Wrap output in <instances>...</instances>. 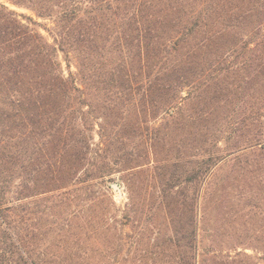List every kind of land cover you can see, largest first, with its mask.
<instances>
[{
    "label": "trees",
    "instance_id": "1",
    "mask_svg": "<svg viewBox=\"0 0 264 264\" xmlns=\"http://www.w3.org/2000/svg\"><path fill=\"white\" fill-rule=\"evenodd\" d=\"M12 1L29 4L39 17L53 16L56 24L51 43L0 4V123L6 126L17 121L23 133L28 131L29 141L40 137L44 187L48 189L54 181L62 195L73 191L79 197L94 183L133 171L139 152L127 141L140 129L147 131L148 147L166 155L162 163L176 145L181 159L188 125L197 121L203 122L206 130L200 178L210 202L214 186L208 180L226 158L219 148H209V141L222 133L221 127L212 128L233 111L217 100L226 96L224 84L249 83V5L256 10L264 0ZM29 21L39 25L31 18ZM233 48L238 59L243 57L241 62L220 60L221 54ZM93 90L102 95H90ZM237 96L241 94L236 92L232 99ZM130 111L135 117H123ZM158 119L162 120L158 127H145ZM96 125L100 127V144L94 148L90 131ZM0 141L1 145L7 143ZM259 141L253 138L250 142V153L259 152L253 148ZM255 163L249 161V172L259 174ZM10 164L11 157L2 150L3 264L10 261L11 248L5 204L8 188L3 175ZM176 184H168L163 192L175 205L182 196ZM261 184L264 187V179L257 184L262 189ZM76 185L77 189H69ZM21 188L23 196L29 187Z\"/></svg>",
    "mask_w": 264,
    "mask_h": 264
},
{
    "label": "rangeland",
    "instance_id": "2",
    "mask_svg": "<svg viewBox=\"0 0 264 264\" xmlns=\"http://www.w3.org/2000/svg\"><path fill=\"white\" fill-rule=\"evenodd\" d=\"M0 4L54 43L53 16L39 17L29 4L12 0H0ZM249 15V83L224 84L226 96L217 100L233 111L212 128L221 127L222 133L209 141V148H219L226 158L208 180L214 186L210 202L200 178L206 146L203 122L188 125L182 158H177L176 145L163 163L166 155L156 147L150 149L147 131L138 130L127 141L139 152L136 169L94 183L79 197L73 191L62 195L54 181L46 189L40 137L29 141L28 131L23 133L17 121L6 126L1 122L0 139L7 143L0 141V152L11 157L10 169L3 174L11 244L10 261L5 264H264V187L257 186L264 179V5L256 10L249 5ZM29 18L39 25L33 26ZM230 50L220 60L231 64L243 60L232 53L235 48ZM72 70L76 71L74 65ZM236 92L241 96L232 99ZM96 93L102 95L95 90L90 95ZM123 117H135L134 112ZM161 121L144 124L158 127ZM99 133L98 125L90 131L94 148L100 144ZM253 138L260 139L253 147L259 149L255 154L249 148ZM249 161L256 162L259 174L249 172ZM114 182L121 185L122 198L112 189ZM171 183H177L176 190L182 193L177 205L163 197ZM24 185L29 189L22 196Z\"/></svg>",
    "mask_w": 264,
    "mask_h": 264
},
{
    "label": "water",
    "instance_id": "3",
    "mask_svg": "<svg viewBox=\"0 0 264 264\" xmlns=\"http://www.w3.org/2000/svg\"><path fill=\"white\" fill-rule=\"evenodd\" d=\"M111 187L113 190H115V192L118 193L119 198L123 197V192H122V187L118 182H114L111 184Z\"/></svg>",
    "mask_w": 264,
    "mask_h": 264
}]
</instances>
